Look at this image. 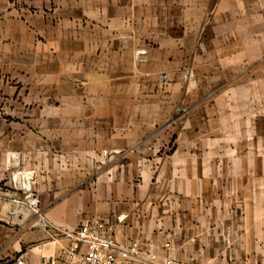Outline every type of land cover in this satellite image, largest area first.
Returning <instances> with one entry per match:
<instances>
[{"label": "crops", "instance_id": "0c3cea01", "mask_svg": "<svg viewBox=\"0 0 264 264\" xmlns=\"http://www.w3.org/2000/svg\"><path fill=\"white\" fill-rule=\"evenodd\" d=\"M17 169L48 227L12 214ZM124 214L121 245L264 264V0H0V264Z\"/></svg>", "mask_w": 264, "mask_h": 264}, {"label": "built area", "instance_id": "2783aa9c", "mask_svg": "<svg viewBox=\"0 0 264 264\" xmlns=\"http://www.w3.org/2000/svg\"><path fill=\"white\" fill-rule=\"evenodd\" d=\"M166 75L162 80H166ZM112 153L103 151L102 158ZM99 164L103 162L99 161ZM37 187V173L17 169L11 177L10 204L12 214L18 218H39L44 227L48 224L42 216ZM129 214L119 216L115 221L105 222L99 218L85 219L74 233L63 232L71 243L62 250L66 264H193L182 262L173 255L161 257L151 244L144 245L140 240L127 245L118 242V236L125 231ZM172 243L167 240L165 249H171ZM17 264H26L19 260ZM50 264H56L51 261Z\"/></svg>", "mask_w": 264, "mask_h": 264}, {"label": "rangeland", "instance_id": "374dc122", "mask_svg": "<svg viewBox=\"0 0 264 264\" xmlns=\"http://www.w3.org/2000/svg\"><path fill=\"white\" fill-rule=\"evenodd\" d=\"M164 75H166V74H162L159 77V80H160L161 83H165L168 80V78L166 80H162L161 79V77L164 76ZM10 77H12V76H10ZM185 77H186L187 81L190 82V80L193 78V75L188 72L187 74H185ZM9 85L11 87H14L15 88L14 85H17V84L16 83L14 84V83H11L10 82ZM11 92H14V90H11ZM7 97H13V95H11L9 91H7ZM24 109H27L28 110V107L24 108V107H19V106H17V107H15V106H7L5 111H6L7 114L17 113V115H18L19 113H22L23 112L22 110H24ZM15 110H16V112H14ZM182 114H183L182 122L185 123L186 122V115H187V113L185 111H183ZM6 120H7V122H6L7 129H10V130H12L14 124H17V123L19 124V121L17 120V118L7 117ZM9 125H10L11 128L8 127ZM39 125H41V124H39ZM37 129L40 130L41 129L40 126Z\"/></svg>", "mask_w": 264, "mask_h": 264}]
</instances>
